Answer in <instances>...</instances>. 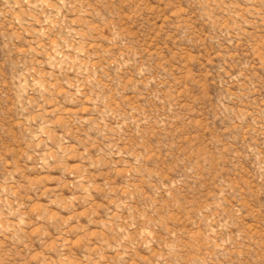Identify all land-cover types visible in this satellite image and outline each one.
Wrapping results in <instances>:
<instances>
[{
	"label": "rangeland",
	"instance_id": "374dc122",
	"mask_svg": "<svg viewBox=\"0 0 264 264\" xmlns=\"http://www.w3.org/2000/svg\"><path fill=\"white\" fill-rule=\"evenodd\" d=\"M0 264H264V0H0Z\"/></svg>",
	"mask_w": 264,
	"mask_h": 264
}]
</instances>
